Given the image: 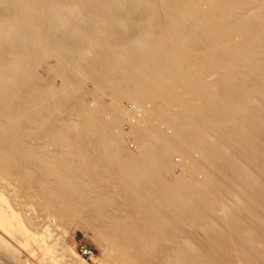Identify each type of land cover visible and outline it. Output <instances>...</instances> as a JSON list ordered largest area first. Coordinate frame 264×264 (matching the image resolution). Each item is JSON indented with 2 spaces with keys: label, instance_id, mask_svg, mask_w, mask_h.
<instances>
[{
  "label": "rangeland",
  "instance_id": "374dc122",
  "mask_svg": "<svg viewBox=\"0 0 264 264\" xmlns=\"http://www.w3.org/2000/svg\"><path fill=\"white\" fill-rule=\"evenodd\" d=\"M187 5L0 0V264H264V0Z\"/></svg>",
  "mask_w": 264,
  "mask_h": 264
},
{
  "label": "bare ground",
  "instance_id": "6f19581e",
  "mask_svg": "<svg viewBox=\"0 0 264 264\" xmlns=\"http://www.w3.org/2000/svg\"><path fill=\"white\" fill-rule=\"evenodd\" d=\"M186 1L188 3L187 10H186L185 14H183V16L181 17V22L183 23L184 26H189V25L193 24L194 16L195 17L197 16L199 18V20H200V15H201L200 12H201L202 8L204 6H206L208 3H210L211 0H186ZM129 2H131V0H129ZM200 2L202 3V5L199 7V9L193 10V6H195L196 4H198ZM171 7L172 8L173 7L182 8L180 3L171 4ZM9 10L11 12H16V8H12V9H9ZM121 12L122 11H120L118 9H109V8H105V7H101V10H100V13L102 15H106L107 16L110 13L111 17H115V16L119 15ZM125 12H129L130 14L133 13L134 12V7L131 10L125 11ZM189 14H190V16H188ZM18 15H23V16L19 17L18 22L11 29V31L12 32H16L17 30H23L24 32L29 33L30 37H31L30 40H32V42H34V43H38L41 34H44L48 30H52L53 28H60V24L62 23V20H63L62 18L59 20L60 16L56 15L52 11H50V10L46 11L44 13L43 20L55 21L56 25L52 24L53 26L50 29L45 30V29H38L37 27L32 25L30 23L29 15L24 14V13H19ZM202 25H203V23H202ZM116 26H117V28H120V29H123V30L128 28V26L117 25V23H114L113 27L115 29H116ZM212 26H216V25L214 24ZM262 28H263L262 32H264V22H263V27ZM42 32H44V33H42ZM261 35H262V37L260 36L258 38L257 45L258 46H262L264 48V34L261 33ZM44 40L45 39L42 40L43 44H44ZM43 44L40 45L38 43V47L40 49L44 50ZM23 52L28 54L30 52V50L29 49H22V48H16L14 50V53L16 55H18V56L21 55ZM169 52H171V50H169ZM65 53L66 54L69 53V48L68 47L65 49ZM152 56L157 58V57H160L161 54H152ZM26 60L27 59H25L22 62H19L14 56H9L8 57V60H7L8 63H7L6 70H9L10 72H14V76L11 77L7 81V83H8L7 91L0 98H7L13 104L17 103V101L25 102V100L21 99L20 97L16 96L15 94H13L11 92V87H12L14 82L22 81L23 77H22L20 69H25V68L28 67V65L26 64ZM25 65L27 67H24ZM248 83H250L251 87L250 88L249 87L246 88V93L247 94L253 95V96H257L256 93H258V95L260 94L264 98V83H259L258 79H251V80L248 81ZM255 83L261 85L262 87L261 86H257V87L254 88ZM257 88H258V90H256ZM263 106H264V102H263ZM1 153H2V151H0V175L4 176L3 178L8 180V183L2 182V185L5 184V186H7V185H10V184H13L14 188L17 189L22 194L24 192V186H23V184L20 183V178L17 175H13L11 173V170L8 169V167H11V163H8V161H7L8 159L3 158Z\"/></svg>",
  "mask_w": 264,
  "mask_h": 264
},
{
  "label": "built area",
  "instance_id": "2783aa9c",
  "mask_svg": "<svg viewBox=\"0 0 264 264\" xmlns=\"http://www.w3.org/2000/svg\"><path fill=\"white\" fill-rule=\"evenodd\" d=\"M84 255L90 256V255H91V253H90V252H89V253H87L86 251H84Z\"/></svg>",
  "mask_w": 264,
  "mask_h": 264
}]
</instances>
